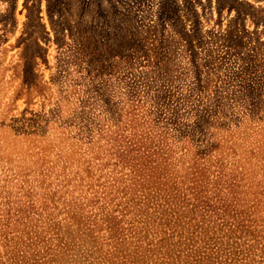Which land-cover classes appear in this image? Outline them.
Wrapping results in <instances>:
<instances>
[{
    "label": "rangeland",
    "instance_id": "rangeland-1",
    "mask_svg": "<svg viewBox=\"0 0 264 264\" xmlns=\"http://www.w3.org/2000/svg\"><path fill=\"white\" fill-rule=\"evenodd\" d=\"M233 181L257 264L264 0H0V264H165Z\"/></svg>",
    "mask_w": 264,
    "mask_h": 264
},
{
    "label": "trees",
    "instance_id": "trees-1",
    "mask_svg": "<svg viewBox=\"0 0 264 264\" xmlns=\"http://www.w3.org/2000/svg\"><path fill=\"white\" fill-rule=\"evenodd\" d=\"M224 183H220L217 193H214L213 195H201V198L199 196V200L195 198L197 203H191V206L188 209H184L182 211V214L178 216L185 219L188 212H194V214L196 212H200L202 215L201 219H196L194 214L188 218L189 221H194L193 228L190 233V235H194V241L188 235L183 236V242L175 241L176 243H174L173 247L168 249L171 252L170 257L166 258L163 255V259H166L164 261L162 260L163 263L250 264L247 262L250 250L248 249L249 251H245V249L242 248V244L244 242L240 241L242 238L245 239L247 234L252 235V233L250 232V230L244 229V223L248 221V219L245 217L246 209L243 208V205L239 202V199L237 197L239 194V191L237 190L239 184H237L235 181L230 182L227 185ZM223 190H226V194L230 196V200H227V198L219 195V193ZM200 193L202 194V190L200 191ZM259 201L264 204V198L260 199ZM206 220L213 222L218 221L217 225H215L216 223H213L212 227L216 228L214 233L222 232V234H208L207 230L204 229ZM165 222L167 223V221ZM178 226L181 228L180 236L183 233H189V228L185 229L184 231L181 223H178ZM238 231L239 233H237ZM231 233H233V236ZM223 239H226V242ZM152 244V240L147 242L148 246ZM180 244H184L185 248L177 249ZM191 244L193 245L190 248L193 249L190 251V253H186V251L188 250L186 248H189L188 246ZM31 246L32 245H30V247ZM176 249L178 251H176ZM127 254L131 258L129 259L130 263H137L138 261H141V263H143L145 260H147V257L145 258L141 253L135 251H133V253L129 252ZM125 255L126 253H122L123 257H125ZM180 255L183 256L180 257ZM258 255L259 259L257 261V264H264V244L260 246ZM21 257L24 258V254ZM38 259L39 261H43L46 258L38 257ZM46 263L48 262H43V264ZM152 263H154V261L150 264Z\"/></svg>",
    "mask_w": 264,
    "mask_h": 264
}]
</instances>
